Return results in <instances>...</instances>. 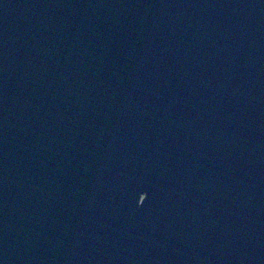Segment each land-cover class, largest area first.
<instances>
[{
  "label": "water",
  "instance_id": "water-1",
  "mask_svg": "<svg viewBox=\"0 0 264 264\" xmlns=\"http://www.w3.org/2000/svg\"><path fill=\"white\" fill-rule=\"evenodd\" d=\"M0 264H264V0H0Z\"/></svg>",
  "mask_w": 264,
  "mask_h": 264
}]
</instances>
